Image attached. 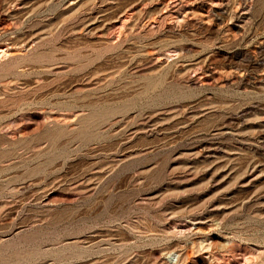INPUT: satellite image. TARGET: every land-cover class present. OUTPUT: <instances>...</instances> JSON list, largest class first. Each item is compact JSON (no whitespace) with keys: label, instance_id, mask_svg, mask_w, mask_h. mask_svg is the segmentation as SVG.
<instances>
[{"label":"rangeland","instance_id":"374dc122","mask_svg":"<svg viewBox=\"0 0 264 264\" xmlns=\"http://www.w3.org/2000/svg\"><path fill=\"white\" fill-rule=\"evenodd\" d=\"M0 264H264V0H0Z\"/></svg>","mask_w":264,"mask_h":264}]
</instances>
